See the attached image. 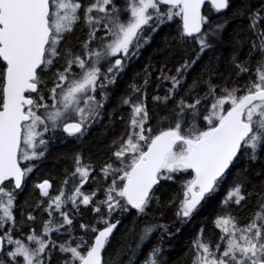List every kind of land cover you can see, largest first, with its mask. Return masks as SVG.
Instances as JSON below:
<instances>
[{
    "label": "snow or ice",
    "instance_id": "snow-or-ice-1",
    "mask_svg": "<svg viewBox=\"0 0 264 264\" xmlns=\"http://www.w3.org/2000/svg\"><path fill=\"white\" fill-rule=\"evenodd\" d=\"M228 12L246 25L223 69L215 56L185 87L224 42L228 21L212 17ZM172 25L161 66L146 65L120 96L128 115L106 158L96 165L76 152L55 194L49 179L34 183L33 210L48 216L41 229L31 211L18 221L17 196L53 142L84 138L128 64ZM169 63L178 65L171 75ZM154 72L157 89L170 84L163 96L149 94ZM257 163L264 169V0H0V264H139L154 232L172 236L173 226L155 222L167 209L191 219L230 175L213 221L219 239L201 227L171 264H264V179L249 178ZM169 181L180 182L179 200L163 195ZM143 264L170 262L155 245Z\"/></svg>",
    "mask_w": 264,
    "mask_h": 264
},
{
    "label": "trees",
    "instance_id": "trees-1",
    "mask_svg": "<svg viewBox=\"0 0 264 264\" xmlns=\"http://www.w3.org/2000/svg\"><path fill=\"white\" fill-rule=\"evenodd\" d=\"M241 2V0H240ZM240 2H235V4H240ZM221 16H217L215 20H220ZM228 29L224 31L223 33V43L220 44L217 47V50L215 51V54L209 59V61L215 57L218 56L221 58V68L223 69L224 61L229 58L231 51H232V34L235 30H237L240 27H243L246 25V21L240 18L233 19L231 12L228 13ZM175 25L172 26H164L162 27L158 34L155 35V37L159 38L161 43L158 44L157 49L155 50L154 47L157 44V40L155 43L151 46L152 49L149 50L147 53H156L157 56H150L147 57L145 60L140 62V64H136L133 68L135 70L134 73L131 75V80L135 77L138 82L142 80L143 78V71H144V63L151 64L153 68H159L161 66V60L164 56V39L169 34L175 33ZM79 34V33H78ZM247 48V45H245V50ZM179 54L176 55L175 59L179 60ZM144 59V58H142ZM141 59V60H142ZM208 60L201 59L198 64L195 67L194 71H191L186 79L185 87H188L192 84L193 79H196L200 73L202 72L204 66L209 63ZM158 66V67H157ZM175 66L174 63H169L168 67L172 69V72L169 74L175 73ZM139 74V76L137 75ZM165 88L170 87V84L168 82H164ZM122 94H125L124 87L121 86L120 88L117 87L115 90V93L112 97L114 106L110 108V110L106 113L107 120L104 124H102L98 129L92 130L87 138L80 144L76 145L75 147L71 148L70 146L62 147L59 149L52 150L48 156L47 159L44 160L42 163H40L39 167L36 169L35 172V179L39 181V179L43 178H50L52 180V183L54 184V187L57 188L64 178V171L65 169H71V158L76 152H82L85 159L88 160L89 158L98 162H101L106 155L107 147L109 142L115 137L117 138V135L123 130V124L119 121V116L123 115L125 119L127 118V108H120L119 107V100L120 96ZM149 94H153L152 92H149ZM157 94V93H155ZM164 95V91L162 90V95ZM150 103V101H149ZM115 115L110 120L109 114L114 113ZM261 173L260 176H256V173ZM249 178L253 179L255 182H259L261 179H264V169H261L259 164L253 165L249 169ZM99 180V179H98ZM30 186V187H29ZM27 190H24L23 192H20L17 196L16 201V212L19 215V213L22 214L23 220L27 221V215L31 211L33 215L36 217V220L34 223L31 224L32 228H35L37 231L41 229L42 222L44 221L43 213L41 211H34V205L36 201L39 199V193L38 191L31 185V182L29 180L27 185ZM90 190V189H88ZM179 191H180V182H165V188L163 191V195L165 197L168 196H174L177 200H179ZM223 191V188L221 189ZM159 195V194H158ZM215 197L210 198L206 203L203 204V207L199 209V211L195 212L192 216V218L185 224L184 227H179L176 223V217L174 215L176 205H173L169 209H167L166 214L160 218L157 219L156 223H165L168 225L173 226V234L171 237L164 234L161 235L159 231L155 232L152 236L151 240L149 241L148 246H155V245H161L165 249V255L167 259L169 260L170 264L173 261H177L179 258L183 257L184 254L188 251V246L190 245V242L192 238L199 232L201 227L204 228V235L206 239H210V235H212L213 242H215L218 239L219 236V230L215 228L213 221L215 220V217L217 214L220 213V205H221V198L220 195H213ZM222 197V196H221ZM155 207V206H154ZM234 212L237 216L242 215H248L247 210H236L234 209ZM17 216L18 221L21 220L22 216ZM153 213H149V216H151ZM155 215L159 217V213L156 212ZM83 218H88V213L83 214ZM81 219L80 217H77V220ZM130 220L131 217H126L123 219V223L120 226V230L122 231L125 226H130ZM178 228L179 231H175V229ZM25 233H27V228L25 229ZM211 240V239H210ZM126 243L132 242V237L129 235L128 239L125 241ZM151 249V247L145 248L144 253H142L139 257V263L141 261V258L144 257V255L147 254V252Z\"/></svg>",
    "mask_w": 264,
    "mask_h": 264
},
{
    "label": "flooded vegetation",
    "instance_id": "flooded-vegetation-1",
    "mask_svg": "<svg viewBox=\"0 0 264 264\" xmlns=\"http://www.w3.org/2000/svg\"><path fill=\"white\" fill-rule=\"evenodd\" d=\"M235 2H238V3H239L240 0H233V3H235ZM202 11L207 12V11H208V6L206 5L205 8L202 9ZM228 13H229V12H228ZM228 13H227L226 15H219V14L214 15V16L212 17V19H213L214 21H217V20H215V18H216L217 16H221V19L218 20V21H220V22H224L225 20L228 21ZM228 25H229V21H228V23H227L226 26H225V31L228 29ZM174 30H175V29H174ZM156 40H157V44H156V46L154 47V49H155V50L157 49L158 44L161 43V41L159 40V38H157V37L154 36V39L152 40L151 44H150V45H145V47H144L143 50H142V53H141L140 57H139L138 59H135V58H134L133 61H132L130 64H128V66H127L126 69L124 70L123 74H122V75L120 76V78L117 80V83H116V84L110 89V91H109V97H110V98H109L107 104L105 105V109L103 110V119L100 120V121H98L97 123L93 124L92 127L89 128V130H88L86 136H85L84 138H82L80 141H77V142H69V141L61 142L60 139H57L56 141L53 142V145H52V147H51V149H50V152H51L52 150H54V149H59V148H62V147H64V146H66V147L70 146L71 148L75 147L76 145L82 143V142L87 138L88 134H89L92 130H94V129H98L102 124L105 123V121L107 120L106 113H107V112L110 110V108H111L112 106H114V104H115V103H113L112 97H113V95H114V93H115L116 88H117V87L120 88L121 86H123V87H124V90H125V95H126V94H127V86H128L129 83L132 82V80H131V75H132V73L135 72V70H134L133 67H134L136 64H140V62H142L143 60H145L147 57H150V56H154V57H156V56H157L156 53H147L149 50L152 49L151 46L155 43ZM214 54H215V52H207V53L204 54V56L202 57V59H204V61H205V60H208V61H209V59H210ZM142 58H144V59H142ZM141 59H142V60H141ZM143 62H144V61H143ZM144 64H145V65H144V68H145V66L148 65V64H147V63H144ZM157 67H158V66H157ZM150 70H151V69H150ZM143 73H144V71H143ZM155 76H156V73L154 72V73H153V77H152L153 87H151V88L149 89V92L157 93V94H159V95H162V90H163V88H164V87H163V86H164V83L160 85V88H159V89H157V88L154 86V85H155ZM141 82H142V80H140V82L137 81V83H141ZM125 108H126V107H125ZM127 115H128V111H127ZM126 119H127V118H126ZM114 139H115V137L109 142L108 146L111 144V142H112ZM108 151H109V149H108V147H107V151H106L105 158H106V156H107V154H108ZM50 152H49V153H50ZM105 158H104V159H105ZM91 161L94 162L96 165H99V164H100V162L95 161V160H93V159H92ZM85 162H88V160L85 159ZM255 165H256V164H255ZM234 171H236V170H234ZM35 172H36V170H34V172H33L32 176H31V178L29 179L30 182H31V185H33V187H34V183L39 182L40 180H43V178L39 179V181L36 180V179H35ZM47 179H49V180L52 182V180H51L50 178H47ZM63 179H64V178H63ZM98 179H99V178H98ZM231 179H232V176L230 175V176H229V181H230ZM229 181H226L225 184H224V186L222 187V188H223V191H222V193H223L222 199H223L224 196L226 195V189L229 187ZM60 185H61V184H60ZM60 185H59L57 188H55V187H54V184H53V188H52L50 191H52V193L55 194V193L59 190ZM29 187H30V186H29ZM85 189L88 190V189H89V185H86V186H85ZM234 209H235V208H234ZM236 210H238V209H236ZM43 214H44V215H43L44 220H47V219H48L47 213H43ZM147 247H152V246H148V245H147L146 248H147ZM143 259H144V257L141 258V261H142V262H143Z\"/></svg>",
    "mask_w": 264,
    "mask_h": 264
},
{
    "label": "rangeland",
    "instance_id": "rangeland-1",
    "mask_svg": "<svg viewBox=\"0 0 264 264\" xmlns=\"http://www.w3.org/2000/svg\"><path fill=\"white\" fill-rule=\"evenodd\" d=\"M222 189V188H221ZM221 189L217 192V193H215V195H220V198L222 199V197L221 196H223V193H222V191H221ZM25 190H27V188H25ZM213 197H215V196H212L211 198H213ZM223 200V199H222ZM221 200V201H222ZM15 210H16V208H15ZM15 214H16V218H18L17 216H20V214L21 213H19V215L17 214V212L15 211ZM18 220V219H17ZM190 219H188V220H186V221H184L183 223H181L180 221H178L177 220V218H176V223L178 224V226L181 228V227H184L185 226V224L189 221ZM217 229V228H216ZM219 230V229H218ZM155 233V232H154ZM154 233L152 234V236L154 235ZM220 233V232H219ZM220 235V234H219ZM152 236H151V238H152ZM52 237H53V239H58V237L56 236V234L55 233H53L52 234ZM210 239H211V241H213V238H212V235H210ZM151 238H150V240H151ZM218 239H219V236H218ZM217 239V240H218ZM149 240V241H150ZM216 240V241H217ZM149 244V242L148 243H146L145 245H144V249H143V253H144V251H145V248H146V246ZM139 264H143V262L142 261H140V263Z\"/></svg>",
    "mask_w": 264,
    "mask_h": 264
}]
</instances>
